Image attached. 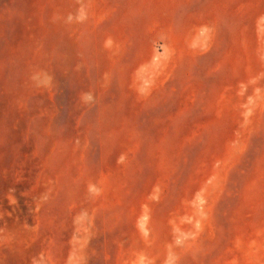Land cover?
Masks as SVG:
<instances>
[{"label": "rangeland", "instance_id": "1", "mask_svg": "<svg viewBox=\"0 0 264 264\" xmlns=\"http://www.w3.org/2000/svg\"><path fill=\"white\" fill-rule=\"evenodd\" d=\"M0 264H264V0H0Z\"/></svg>", "mask_w": 264, "mask_h": 264}]
</instances>
